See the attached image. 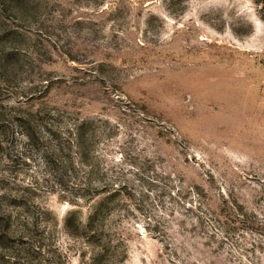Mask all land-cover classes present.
<instances>
[{"label": "rangeland", "instance_id": "374dc122", "mask_svg": "<svg viewBox=\"0 0 264 264\" xmlns=\"http://www.w3.org/2000/svg\"><path fill=\"white\" fill-rule=\"evenodd\" d=\"M103 201L100 264H264V0H0V264H90Z\"/></svg>", "mask_w": 264, "mask_h": 264}, {"label": "trees", "instance_id": "16d2710c", "mask_svg": "<svg viewBox=\"0 0 264 264\" xmlns=\"http://www.w3.org/2000/svg\"><path fill=\"white\" fill-rule=\"evenodd\" d=\"M45 118L46 116L42 117L38 114L34 116L32 114L29 122H31L34 126V129H36L37 126H40L38 125L39 122L43 124L41 121H44ZM89 123V120H84L81 124L71 129L70 134L71 136L74 135L72 140L74 144L72 142L66 143L60 134H53V136L57 139L55 140L56 146L55 148L46 151V159L49 157L50 161L57 167V169H59V166L57 165L64 166L66 164L67 167L73 166L75 159L73 157L72 149L74 147L77 148V151L75 152L81 154L82 158L85 159L88 155V153H86L87 151L85 144L88 141L87 129L89 127ZM43 128H46V126ZM36 132L38 133V131ZM26 135L29 141L27 145H32L35 143L34 141H36V143H40V140H43V136L35 135L34 137L32 133H27ZM65 177L66 173H60L57 181L59 183H64ZM106 209L107 207L105 201H103L100 202L98 209L89 214L85 222H82L81 219L76 215L68 217L65 220V227L68 231V234L72 237L82 236L89 245V248H91L92 257L90 264H100L103 257H105L108 252H111V254L114 253L111 251V247L107 243H104L107 236V229L105 228L103 215Z\"/></svg>", "mask_w": 264, "mask_h": 264}]
</instances>
